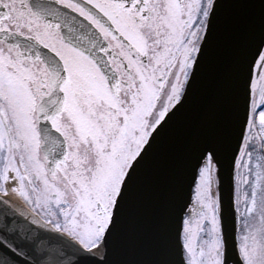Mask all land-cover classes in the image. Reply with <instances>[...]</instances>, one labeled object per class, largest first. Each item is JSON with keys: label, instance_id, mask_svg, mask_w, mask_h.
<instances>
[{"label": "snow or ice", "instance_id": "6c2138e0", "mask_svg": "<svg viewBox=\"0 0 264 264\" xmlns=\"http://www.w3.org/2000/svg\"><path fill=\"white\" fill-rule=\"evenodd\" d=\"M264 264V0H0V264Z\"/></svg>", "mask_w": 264, "mask_h": 264}, {"label": "water", "instance_id": "95a60500", "mask_svg": "<svg viewBox=\"0 0 264 264\" xmlns=\"http://www.w3.org/2000/svg\"><path fill=\"white\" fill-rule=\"evenodd\" d=\"M109 258L113 261V264H122L124 261L132 260H172L174 256L172 255L171 249L166 244L133 245L124 240L110 249Z\"/></svg>", "mask_w": 264, "mask_h": 264}]
</instances>
